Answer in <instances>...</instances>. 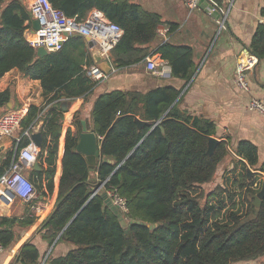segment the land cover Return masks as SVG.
<instances>
[{"label":"trees","instance_id":"trees-1","mask_svg":"<svg viewBox=\"0 0 264 264\" xmlns=\"http://www.w3.org/2000/svg\"><path fill=\"white\" fill-rule=\"evenodd\" d=\"M49 1L77 21L97 9L119 25L123 32L110 51L116 67L158 53L170 65L173 76L191 77L194 63L189 47L169 43L153 51L148 47L160 21L156 13L129 0ZM32 21L21 0H0V77L17 68L24 76L39 80L48 105L45 109L31 104L21 121L24 130L42 112L37 153L41 169L32 168L28 175L39 195H51L54 189L63 114L75 98H83L72 118L76 131L68 127L64 136L54 208L39 229L49 245L59 235L58 241L70 247L60 256L50 253L44 264H264V197L258 207L252 197L261 186L252 187L257 176H248L246 164L234 161L241 171L233 185L236 191L244 190L245 212L231 211L226 219L214 218L216 206L211 199L221 197L227 189L222 184L212 191L195 189L214 181L219 166L232 156L225 140L207 153L214 124L192 119L172 105L179 94L177 88L99 94L92 104L90 127L101 137V158L96 159L93 171L89 169L84 154L76 150L82 106L97 84L85 73V67L93 64L87 42L82 35L72 34L58 50L38 56L24 35ZM249 49L259 59L264 57L263 25L257 26ZM12 92V84L0 91V107L8 109ZM135 117L148 122L138 127ZM27 142V137H22L16 150L8 152L0 175ZM233 151L256 169L257 149L252 142L241 140ZM235 164L230 169L233 173ZM102 182L101 189L91 196ZM113 188L126 201L125 227L102 196ZM227 191L228 201H232L236 192ZM222 200L218 202L222 204ZM13 222L0 216L4 248L14 239ZM39 258L30 241L17 255L21 264H38Z\"/></svg>","mask_w":264,"mask_h":264},{"label":"crops","instance_id":"crops-1","mask_svg":"<svg viewBox=\"0 0 264 264\" xmlns=\"http://www.w3.org/2000/svg\"><path fill=\"white\" fill-rule=\"evenodd\" d=\"M21 1L29 9L32 0ZM129 1L139 4L160 17L156 27V36L148 45L151 51L163 43L187 46L192 52L194 71L189 79L173 76L170 65L158 53L152 56L157 63V72L146 68V58L121 68L116 67L111 59L110 69L114 68L115 71L109 73L106 79L97 82L87 102L82 106L81 122H85L86 129L91 131L90 113L92 104L99 94L112 90L145 93L159 87L173 86L178 89L179 94L172 105L190 115L192 119L211 121L214 124V132L211 136L218 141L225 140L227 150L233 159L229 158L227 162H223V167L227 168L226 163H234L236 160L243 161L246 167H249L246 160L237 156L233 149L241 140H248L256 146V169L249 168L253 174H256L258 181L263 183L264 116L248 109L247 102L251 96L264 102V57L258 59L255 69L248 75L249 93L236 86L234 73L238 55L241 51L250 50L254 32L260 20L264 19V0H215L217 11L212 17L205 13L209 5L206 0H199L198 8L192 11H189L186 0ZM225 12H227L225 19L227 29L218 30L215 19ZM32 31L31 25L24 33L26 39ZM88 49L93 63H96V60L101 58L99 50L96 47H88ZM11 84L13 85V99L9 104L7 103L8 109L0 107V115L13 107L18 108L16 104L21 101H23L22 107H29L31 104L41 105L38 103L42 96L39 80L30 79L17 68H12L0 77V91L5 90ZM34 92L36 98H32ZM82 101V97L75 98L63 114L52 194L44 196L36 191L30 201L15 200L8 206L0 205V216L14 220L12 225L14 239L11 245L0 253V264H21L17 261V255L21 246L29 241L39 251L38 264H44L50 253L54 257L60 256L69 249L70 245L64 241H58V236L49 245L43 235V230L39 229L54 208L61 175L64 136L68 127L73 132L76 131L75 126L72 125V118ZM47 107L46 103L44 108ZM19 134L20 130L0 141V170L4 168L2 163L8 152L16 150ZM99 139L101 137H97V145H100ZM38 165L39 168L23 165L22 171L28 176L32 168L41 169L39 163ZM98 187L100 190L102 186Z\"/></svg>","mask_w":264,"mask_h":264},{"label":"built area","instance_id":"built-area-1","mask_svg":"<svg viewBox=\"0 0 264 264\" xmlns=\"http://www.w3.org/2000/svg\"><path fill=\"white\" fill-rule=\"evenodd\" d=\"M208 8L206 15L212 17L217 11L215 0H206ZM189 11L198 8L199 0H186ZM29 12L33 19H38L39 26L32 31L27 41L35 50L43 47L47 52L58 50L63 42L72 34H80L93 42L103 60L111 64L110 51L119 41L123 32L122 28L109 21L104 14L97 10H91L82 21H77L75 17H69L62 10L54 7L49 0H32L29 5ZM226 13L221 14L215 19L218 30L227 29L225 25ZM260 24L264 26V19L260 20ZM87 42V41H86ZM258 57L249 50L241 51L238 55L234 83L245 92H250L248 75L253 71L258 63ZM146 68L150 71L157 72V63L152 56L145 59ZM111 68L108 73L104 72L98 65L93 63L85 67L86 75L95 82L106 79L109 73L114 72ZM247 108L258 112L264 116V102L256 97L251 96L247 102ZM28 107H19L9 109L0 115V141L12 136L20 130L17 138V145L22 137H27L28 142L18 150L16 159H13L4 173L0 175V205L8 206L15 200L30 201L36 194V189L32 181L22 171V166H33L37 162V148L32 139V134L39 131L42 120V112H40L35 121L28 128L22 130L21 121L24 118ZM104 182L100 184L103 185ZM113 205L118 209L119 213L127 211L126 201L120 196L116 190L110 189L106 192ZM124 217V216H123ZM127 221V218L124 217ZM4 250L0 235V253Z\"/></svg>","mask_w":264,"mask_h":264},{"label":"water","instance_id":"water-1","mask_svg":"<svg viewBox=\"0 0 264 264\" xmlns=\"http://www.w3.org/2000/svg\"><path fill=\"white\" fill-rule=\"evenodd\" d=\"M39 26V21L38 19H33L32 21V27L33 30H36ZM87 41V46L93 47V42L86 38ZM48 52L43 48V47H38L36 49V54L38 56H43L46 55ZM100 59L96 60V63H98L99 67L106 73H108L110 71V64L106 61L103 60L101 54H100ZM11 101L8 102V104ZM135 121L137 123L138 127H141L143 125H145L147 123V121H143L140 120L139 118L135 117ZM81 129L80 132L78 133V139H77V144H76V150L81 152L82 154H84L87 164L89 166V169L91 171H93L95 164H96V159L97 158H101V151H100V145H97V136L94 132L89 131L86 129V125L85 122L82 121L81 122ZM32 139L35 142L36 146L38 149H40L41 147V140H42V134L40 131H37L35 133L32 134ZM218 140L215 137L212 136H208V148H207V153L211 154L213 149L215 148L216 144H217ZM34 168H39V165L37 162H35L33 164ZM247 174L248 176H250L251 174H253V171L247 167ZM99 191V187L92 193L91 196H93L96 192ZM104 198V202L111 208L114 210V212L116 214L119 215V219H120V223L122 226H126L127 221L126 219L119 213L118 209L113 205L112 201L110 200V198L107 196L106 193H104L103 195ZM252 197L254 198V205L256 207H258L260 205L261 199L262 197H264V181L260 187V190L252 195ZM139 222V221H136ZM142 223V222H140ZM149 227H152L151 225H148ZM127 230H125L126 232ZM59 236V235H58Z\"/></svg>","mask_w":264,"mask_h":264},{"label":"rangeland","instance_id":"rangeland-1","mask_svg":"<svg viewBox=\"0 0 264 264\" xmlns=\"http://www.w3.org/2000/svg\"><path fill=\"white\" fill-rule=\"evenodd\" d=\"M32 98H36V93L35 92L32 95ZM22 102L23 101L18 102V104H16V106H18V108L20 106L22 107V105H21ZM38 103H40L41 106H45V104H46V98H44V97L41 96V99L38 100ZM23 105H25V104H23ZM233 164H235V163H232V162L231 163H228V164L226 163L225 166H227V168L226 167H223V164H222L221 166H219V169H218V171L216 173L217 174V177H218V181H217V178H216L214 181H211L208 184L202 185V188L199 187V188H196L195 189L196 191L203 190L204 192H206V191H212V190L215 189V187L218 184H222L227 190H229L231 192L232 191H235L236 192V195L234 196V198H233L232 201H228V191L227 190L219 198H217L215 196L212 197L211 200L213 201V203L216 206V211H215L216 213L214 215V218H216V219H226V217L228 216V214L231 211H238V214L242 213V215L245 212V207L246 206H245V204L242 205V203L244 201V197H245L244 190H237L236 191L235 190V187L233 185V180L235 179V177L237 178V175L241 171V166H240L239 163H236L235 164L236 170H235V173H233L230 170L231 167L233 166ZM224 168H226V169H224ZM247 183H249V181ZM257 183H259L258 179L256 180V182L254 184H252V187H259L261 185L260 183L259 184H257ZM218 199H223L222 200V204H220L218 202Z\"/></svg>","mask_w":264,"mask_h":264}]
</instances>
